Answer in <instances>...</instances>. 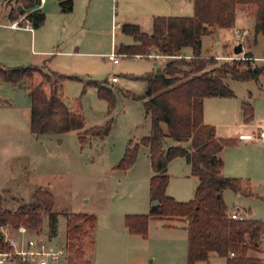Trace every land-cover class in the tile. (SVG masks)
<instances>
[{
  "label": "rangeland",
  "instance_id": "374dc122",
  "mask_svg": "<svg viewBox=\"0 0 264 264\" xmlns=\"http://www.w3.org/2000/svg\"><path fill=\"white\" fill-rule=\"evenodd\" d=\"M72 1V11L64 13L57 0H46L41 7L46 20L38 32L52 34L61 23L65 27L60 31L61 36L71 34L81 53L60 60L64 61L61 63L64 73H71L80 80L66 79L62 83L63 100L73 109L80 105L86 129L103 126L112 118L111 129L103 137L89 136L84 143L79 141L77 131L60 135L32 134L27 80L17 84L0 80V99L6 101L0 103L1 208L17 209L33 203L37 189L48 191L53 197L52 212L57 214L56 226L52 234L49 216L43 213L40 232L52 237L55 245L65 246L66 243L64 214L92 215L94 231L86 255L94 264H163L160 253L154 249L156 241L152 239L157 221H149L145 238L129 234L124 225L126 216L146 215L152 205L149 196L152 169L147 149L139 148L135 162L127 170L117 169L116 165L129 140L138 142L150 129V117L145 114L143 102L127 97L126 91L143 94L146 84L136 78L180 57L155 59L156 54L151 52L152 56L116 55L115 61L109 59L112 44L118 48L121 44L133 43L132 37L122 33L116 24L139 21L142 31L149 30L151 24L146 14L142 15L147 8L141 2L138 4V0H92L91 5L90 0ZM16 7V0H0V22H5L7 13ZM239 8L233 28H216L202 39L201 56L216 60V66L223 61L243 59L245 53L250 52L256 57V65L264 64V34L255 35L251 19L242 16ZM235 30L246 31L247 36L241 40L235 36ZM14 39L13 33L0 27V65L30 66L33 56L28 39L20 38L23 46L15 58L6 54ZM239 43L243 52L235 55L233 47ZM111 77H116L117 82L112 84ZM88 81L103 83L114 90L115 102L110 115L107 114L108 104L97 96V89L85 86ZM231 82L237 97L252 104V122L264 126V73L256 81ZM169 166L170 190L183 200L167 195L179 202L191 200L194 179L189 176L184 159H172ZM226 192L225 202L231 206L236 202L235 197L231 191ZM85 244H88L87 239ZM152 255L154 262L150 261ZM223 262V258H215V263Z\"/></svg>",
  "mask_w": 264,
  "mask_h": 264
},
{
  "label": "trees",
  "instance_id": "16d2710c",
  "mask_svg": "<svg viewBox=\"0 0 264 264\" xmlns=\"http://www.w3.org/2000/svg\"><path fill=\"white\" fill-rule=\"evenodd\" d=\"M60 11H72V0H57ZM191 16H155L152 31L144 33L136 24L124 23L120 30L133 38L131 45L115 48L117 54L149 56L153 53L173 58L159 71L153 70L136 79L146 84L143 94L126 91V96L143 102L145 114L150 117L147 136L138 142L129 140L117 169L127 170L135 162L140 146L149 150L152 176L149 179L151 205L146 215H129L124 219L126 230L131 235L147 236L152 219H180L187 231L186 264H209L210 253L224 258L225 264H264L261 258L263 247L261 234L264 221L256 219L232 220L222 199L226 189L245 196L251 195L248 182L223 175L222 151L238 143L237 138L217 137L215 128L203 122V100L207 97H232L226 79L247 82L256 81L264 73V64L256 65L250 53L244 59L223 61L201 56L202 39L216 28L234 27L236 10L245 7L254 21V33L264 34V0H192ZM40 0H16L17 7L7 14L10 22L41 27L45 14L34 9ZM190 48L192 56L185 60L183 48ZM185 57V56H184ZM66 79L80 80L76 76L46 72L43 66L6 67L0 65V80L17 84L27 80L30 100L29 130L32 134L60 135L71 131L79 133L84 143L89 136L103 137L111 129L112 118L103 126L85 128L80 105L71 110L62 97V83ZM97 89V96L107 102L110 115L115 102L114 90L97 81H88L85 86ZM243 123L254 118L252 105L241 103ZM184 158L190 166V175L198 184L193 198L187 202L176 201L166 194L169 181L168 163L175 158ZM245 185V186H243ZM33 203L23 204L17 209L4 210L0 198V226L13 228L24 226L39 232L43 225V213L49 216L50 232L55 231L57 214L52 212L53 197L50 192L37 189ZM65 246L68 264H93L86 259V249L91 243L95 218L83 214L66 213ZM85 239L87 243L85 244ZM0 243V251H7ZM233 253V256L230 254Z\"/></svg>",
  "mask_w": 264,
  "mask_h": 264
},
{
  "label": "crops",
  "instance_id": "0c3cea01",
  "mask_svg": "<svg viewBox=\"0 0 264 264\" xmlns=\"http://www.w3.org/2000/svg\"><path fill=\"white\" fill-rule=\"evenodd\" d=\"M91 1L92 0H90V5ZM138 1V4L141 2V4L145 5V7L147 8V10L142 11V15L146 14L145 18L148 19V22L151 24V28L149 30L147 29L146 31H142L140 23H138L139 21L134 22L137 23L136 25L139 26L142 32L148 34H150L152 31V19L155 16H191L193 14L192 0H188V2H186V0ZM45 3L46 0H40V4L35 6L34 9L41 10V7ZM239 9L242 16H246L251 19L254 29V21L252 16L246 13V10L243 9V7H240ZM172 10H175V12L171 13ZM20 20H22V17L18 21L10 22L7 17H5V22H0V27L9 30L11 33H13V38H15L14 43H11V46H8V50L5 51L6 54H8L10 58H15L21 50V46H23V44L20 45L19 43L21 40L20 38L23 37L24 39L29 40V49L30 53H32L33 56V61L30 65L43 66L46 72H57L65 75H72L71 73H64L65 70L61 65V63H64V61L60 59L61 57H75L81 52L79 51V46L77 45L76 41H74L71 34H69L68 37L61 36L60 31L65 28L64 25H62L61 23L60 25L57 24L56 29L54 32H52V34H46L45 32H38L40 27L37 29H33L29 26H25L24 23H22V26L17 25V22H19ZM122 24L124 23H121V25ZM116 26L117 28H120V24H116ZM131 44L129 43L122 45ZM115 48L116 46H113L112 44L113 52H115ZM110 54L111 53H109V55ZM181 54L185 57H191L193 53L190 48L186 47L181 50ZM134 57L145 56L134 55ZM154 57L155 59L164 58V56L160 55H154ZM255 58L256 57H254V59ZM231 81L233 80H230V82H227V84L233 91V89L231 88V86H233ZM116 82H112V84ZM244 100V98L242 99L237 97L235 93L232 97L205 98L203 100V122L207 125L214 126L217 137L237 138L239 140L237 145L226 147L222 151V173L226 177L241 179L244 183L248 182L251 195L245 196L242 194L234 193L229 189L224 190L222 192V199L228 208V212L233 209H238L242 212L244 218L246 219H256L264 221V140L258 138V130L264 126H261L258 122H250L249 124L243 123L241 103ZM0 103H6V101L0 99ZM69 108L71 110H75L71 107ZM145 148L147 149L149 158V150L147 147ZM185 163L189 169V176L194 179L193 184L196 188L198 181L195 177L190 175V166L186 161ZM169 167L170 166L168 163L167 171L169 170ZM185 174L186 171H184L182 176L184 177ZM169 181L166 187V194L174 196L177 200H183L177 197L172 189L170 190ZM226 191H231V193H233L235 197L236 202L232 203L231 206H229L225 202V194L227 193ZM152 220L157 221V224L154 227L156 231H153L154 238H152L156 242H154L153 245L154 249H156V251L160 253L163 264H186L187 231L185 229V222L180 219L165 218ZM261 244L263 247L262 254H264V241H261ZM216 257L219 256L215 253H210L208 259L209 264H220L215 263ZM261 258L264 259V255L263 257L261 256ZM87 259L92 262V260L88 256ZM223 260L224 262L222 264H225L226 261L224 258ZM150 261H155L154 255H152ZM199 264L205 263L201 262Z\"/></svg>",
  "mask_w": 264,
  "mask_h": 264
},
{
  "label": "built area",
  "instance_id": "2783aa9c",
  "mask_svg": "<svg viewBox=\"0 0 264 264\" xmlns=\"http://www.w3.org/2000/svg\"><path fill=\"white\" fill-rule=\"evenodd\" d=\"M235 36L241 40L247 36L246 31L235 30ZM109 59L115 61L112 52ZM244 59V58H243ZM116 82V77H111ZM258 138L264 140V127L258 130ZM232 220L244 219L242 212L233 209L228 212ZM264 241V231L260 237ZM0 243L7 247V251H0V264H68L66 246H58L52 242V237L42 235V232H32L24 226L13 228L9 225L0 226ZM233 256V253L230 254Z\"/></svg>",
  "mask_w": 264,
  "mask_h": 264
},
{
  "label": "water",
  "instance_id": "95a60500",
  "mask_svg": "<svg viewBox=\"0 0 264 264\" xmlns=\"http://www.w3.org/2000/svg\"><path fill=\"white\" fill-rule=\"evenodd\" d=\"M17 10H18V12H21V11H22V8H21L20 5L17 6ZM233 53H234L235 55H239V54L242 53V44H241V43H239V44H237L236 46H234V48H233ZM159 70H160V68H157V69H156V71H159ZM157 204H158L157 201H152V205H153V206H156Z\"/></svg>",
  "mask_w": 264,
  "mask_h": 264
}]
</instances>
